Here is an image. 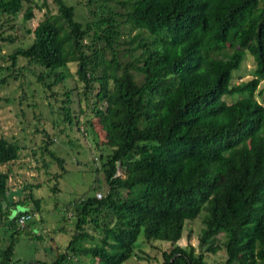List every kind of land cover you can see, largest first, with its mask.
Here are the masks:
<instances>
[{
  "label": "trees",
  "instance_id": "16d2710c",
  "mask_svg": "<svg viewBox=\"0 0 264 264\" xmlns=\"http://www.w3.org/2000/svg\"><path fill=\"white\" fill-rule=\"evenodd\" d=\"M51 1L55 12L48 0H0V52L1 43L18 40L21 12L26 23L34 9H46L34 28L25 27L30 39L7 54L0 85L26 70L49 99L64 95L57 111L76 125L65 87L74 64L78 113L90 127L98 117L103 129L97 146L107 189L73 203L63 251L28 264H123L139 257L140 234L146 243L169 244L157 250L159 264H210L204 252L178 244L193 219L201 223L198 245L223 251L219 264H264V98L256 97L264 79V0H82L81 21L72 4ZM248 57L251 77L234 83ZM45 136L43 151L60 169L47 179L57 192L64 160ZM103 147L112 149L103 154ZM21 148L0 134V167H7L0 171V228L10 231L4 247L0 236V264H22L13 260L21 235L42 238L30 229L32 218L18 226L19 214H39L36 186L23 183L22 196L7 199L16 188L9 166ZM16 203L32 207L11 216Z\"/></svg>",
  "mask_w": 264,
  "mask_h": 264
},
{
  "label": "rangeland",
  "instance_id": "374dc122",
  "mask_svg": "<svg viewBox=\"0 0 264 264\" xmlns=\"http://www.w3.org/2000/svg\"><path fill=\"white\" fill-rule=\"evenodd\" d=\"M34 1L38 4L42 2V0ZM63 1L74 6V19L81 21L85 13L82 0ZM48 2L51 11L55 12L54 3L51 0ZM45 11V8L34 9V17L26 23L21 20L22 12L19 14L16 30H14L18 40L16 39L13 43H1L0 66L10 64L7 54L17 45H24L30 39V36L27 37L25 34V27L34 28L43 18ZM122 28L123 36L127 37L130 33L127 26H122ZM14 31L10 30L8 34ZM206 42H211L210 37L207 36ZM24 64H26L24 60H19V65ZM252 68V58H245L239 69L234 71L233 82L239 83L249 79ZM34 70L39 72L41 69L34 67ZM70 71L72 75L65 82V87L72 92L70 107L74 115L75 113L78 115V123L76 125L73 123L72 126L66 124L61 112L57 111V107L63 104L64 95H59L57 101L49 99L39 84L35 82L34 76L26 70H22L25 77L18 73L17 79L10 78L8 83L0 85V134L22 147L18 159L9 166L11 170L9 184L12 187H21L23 183L36 186L32 189V193L41 200L39 214H34L28 225L32 231L42 235V238L33 239L27 235H21L15 243L13 260H19L22 264L34 262L36 259L48 262L53 260L58 252L64 250L70 238L71 229L74 227L73 203L97 191L103 195L107 189L99 158L101 148L97 146V142L100 144L102 139L103 129L98 117L92 119V127L84 124L82 115L78 113V97L74 89L76 86L74 64L71 65ZM53 88L54 91L62 90L61 86ZM256 92L261 93L256 97L262 101L264 79L260 82ZM237 97H226L225 100L231 103ZM97 105L101 104L92 106ZM45 135L52 139L53 144L50 143L49 148L64 160L63 166L66 171L57 180L59 189L57 192L51 189L52 183L47 179L60 169L57 162L43 151ZM111 149L103 147L102 152L106 154ZM6 169V166L0 167V171ZM118 173L123 176L122 170L118 169ZM28 207L32 205L24 206L18 203L12 205L11 216L25 211ZM200 228L201 223L198 219L188 222L178 244L180 246L191 244L196 248V252L206 254V260L210 264H219L223 251L211 254L205 252V247L198 245L197 238ZM9 234V230L0 228V236L5 238L2 240L3 247L8 244ZM218 238L223 240L221 234ZM155 242L157 243H146L143 241V234H140L136 242L139 257L134 259L132 256L123 264H159V261L155 259L156 252L168 249L169 244ZM84 261L87 262V259Z\"/></svg>",
  "mask_w": 264,
  "mask_h": 264
},
{
  "label": "water",
  "instance_id": "95a60500",
  "mask_svg": "<svg viewBox=\"0 0 264 264\" xmlns=\"http://www.w3.org/2000/svg\"><path fill=\"white\" fill-rule=\"evenodd\" d=\"M117 167L119 169V162L117 163ZM116 175H119V173L117 172ZM23 194V190L21 187H16L14 189H10L7 192V199L9 201L10 204H12L14 202V198H19L21 197ZM24 264H28V263H24Z\"/></svg>",
  "mask_w": 264,
  "mask_h": 264
},
{
  "label": "built area",
  "instance_id": "2783aa9c",
  "mask_svg": "<svg viewBox=\"0 0 264 264\" xmlns=\"http://www.w3.org/2000/svg\"><path fill=\"white\" fill-rule=\"evenodd\" d=\"M96 196H97L98 198H100V197L102 196V194H101L99 191H97V192H96ZM30 218H31V216H30V214H28V213H21V214H19V216H18V226H19V227H24V225L26 224V222H27Z\"/></svg>",
  "mask_w": 264,
  "mask_h": 264
},
{
  "label": "crops",
  "instance_id": "0c3cea01",
  "mask_svg": "<svg viewBox=\"0 0 264 264\" xmlns=\"http://www.w3.org/2000/svg\"><path fill=\"white\" fill-rule=\"evenodd\" d=\"M133 257H134V259H136L135 256H133Z\"/></svg>",
  "mask_w": 264,
  "mask_h": 264
}]
</instances>
